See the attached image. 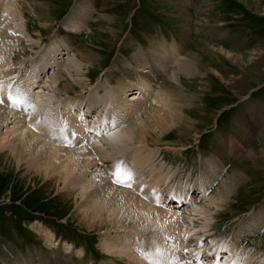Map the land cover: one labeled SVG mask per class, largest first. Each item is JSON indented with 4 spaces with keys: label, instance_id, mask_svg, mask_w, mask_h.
Returning a JSON list of instances; mask_svg holds the SVG:
<instances>
[{
    "label": "rangeland",
    "instance_id": "rangeland-1",
    "mask_svg": "<svg viewBox=\"0 0 264 264\" xmlns=\"http://www.w3.org/2000/svg\"><path fill=\"white\" fill-rule=\"evenodd\" d=\"M76 10L85 20L69 19ZM2 32L15 40L9 57L0 54V73L9 75L5 80L11 79L0 109L4 106L12 112L5 124L1 122L0 134L28 124L36 131V113L34 117L31 113L46 101L56 108L62 122L70 112L81 118L92 106L86 113L88 123L75 117L91 128L97 113L95 101L119 94L120 82L130 72L125 94H135L129 97L135 99L118 106L122 116H129L120 124H111V129L119 132L133 125L136 135L142 128L150 132L149 145L130 147L134 156L130 154L127 163L136 165L141 177L130 175L128 188L147 197L155 210L150 219L160 221L161 215L175 214L183 224L178 230L150 232L164 236L156 254L175 255L161 262L174 264L180 256L179 263L188 259V264H264V230L250 235L240 232L258 214L264 218V0H0L1 37ZM159 42L182 47L183 58L194 62V75L180 74L179 84L165 82L163 75L148 85L136 70L142 62L150 71L154 60L143 62L138 55L149 59V51ZM54 58L61 64L57 80L51 77ZM67 63L79 66L69 73ZM155 74L151 71L144 76ZM10 96H22L24 102L13 106ZM77 103L82 107L79 104L76 109ZM152 110L172 121L167 122L164 136L155 135ZM91 130L89 139L85 137L89 133L77 138L74 134L73 145L63 135L53 138L63 142L59 148L71 152L76 151V142L78 147L85 142L84 147L103 151L104 145L102 150L98 145L105 132ZM58 133L63 132L58 128ZM7 154H0V264H119L112 261L107 248H120L121 241L130 239L129 244L143 243V234L118 233L111 222L101 224L102 219L90 229L86 224L90 219L81 217L84 205L93 199L89 182L100 187L113 181L114 169L109 164L101 161L93 167L96 162L90 161L87 171L76 174L81 181L73 186L74 176L65 180L66 172L57 164L46 177L24 162L11 163ZM153 155L156 159L151 164ZM209 158L219 168L212 176L203 173ZM147 162L151 167H146ZM142 164L146 165L141 169ZM161 178L167 180L165 185L156 183ZM224 180L232 192L221 202L216 190ZM216 200L220 203L214 204ZM179 201L186 202L182 209L171 207L175 202L184 204ZM197 209L204 217L193 213ZM122 221L125 218L119 224ZM133 223L125 221L130 229ZM147 255L143 258L149 259ZM115 261L132 264L126 255Z\"/></svg>",
    "mask_w": 264,
    "mask_h": 264
},
{
    "label": "bare ground",
    "instance_id": "bare-ground-1",
    "mask_svg": "<svg viewBox=\"0 0 264 264\" xmlns=\"http://www.w3.org/2000/svg\"><path fill=\"white\" fill-rule=\"evenodd\" d=\"M82 15L83 14L79 13L78 10H76V11H73V14L69 19L70 20H73V19L74 20L75 19L76 20H85V17ZM6 28H7V26H6ZM0 38H2V40L4 41L0 44V54L2 56H8L9 57V55H10L9 52L11 51V47H12L11 44L13 43V41L15 39L8 36L6 33H3V36L2 37L0 36ZM168 45L165 42H159L158 44L154 45V47L151 48V51H149V54H150L149 59H146L147 58L146 55H144V56H143V54L138 55L139 56L138 58L141 57V60L143 62L146 60L148 62H150V60H152V59L154 60L153 66L151 64V66L149 67L150 71H147V66H145L148 64L144 63L143 65H141L142 64L141 61H140L141 63L138 64L139 66H137L138 70H136V73H138V75H141L142 78L144 77L143 79H145L147 84L150 86H152V84L158 82L162 78L163 75L166 76V79L165 80L163 79L165 82L172 83V81H173V82H176L178 84L180 83L179 82V75L180 74H184V76L185 75L186 76L194 75V66H195L194 62L192 60L190 61V59H187V60H189V61H187L186 59L183 58V55H181L182 47L175 46V44L169 45V46ZM221 51L226 53L223 49H221ZM227 55H228V53H227ZM55 56H58V55H55ZM168 58H173V60L167 61ZM56 59H58V57ZM56 59L54 58V63H53V66L55 65V68H53L52 72H51V77L53 76V79H55V80H57L58 75L61 74L58 72V69H59L58 65H61V64L58 63L57 62L58 60H56ZM154 65H156V66L154 67ZM77 66H79V65H77ZM77 66L75 64L74 65L72 64V66H71V64L67 63L66 67L68 69H65V70L70 73L73 71L72 68L73 67L76 68ZM140 68H142V69L140 70ZM170 70H171V72H170ZM151 71L156 73L153 78L148 77V76H144L146 73H149ZM8 76L9 75H7V76L5 75L4 71H1V73H0V101H2L1 104L4 102V100H1V96L4 93H7L8 90L6 89V87L9 86L10 82H11V79L5 80V79H7ZM126 77H128V78H126ZM131 77H132V73H130V72L124 76V78H123L124 81L120 82L121 92H118L119 94L115 95V93H114V95H112L110 98H107V100H105L104 98L101 99L100 100L101 102H99V103H98L99 99L97 98L98 100L95 101V103L98 104L95 107V108H97V110H96L97 113L93 117V120H92L93 122H92L91 128H88V126L85 127L84 125H82V122H80V120H78V122H77L76 118L77 117L80 118V117L79 116L76 117V114L74 112H73V114H72V112L68 113V118L65 116L66 120L65 121L63 120L64 122H62V120L59 119L60 116H59V113L57 112L56 108L51 107L50 102L46 101V102H43L42 104L38 105L39 106L38 110H35V111H33V113H31V115L33 117L35 116L34 114L36 113V118H37V130L36 131L34 129H32V125L28 126L29 125L28 124V125L22 126V127H19V126L18 127L17 126L12 127L11 126L12 128H10L8 131H5L4 135L0 134V154H3L4 152H8L9 154L6 155V158L11 163L13 162L15 164V162H17V163L20 161L24 162V164L28 165V167H30V168H31V166L33 168L36 167V170L43 173L46 177L51 175L52 171L54 172V166L57 164V165L64 168L66 175L63 178L65 180L68 179L69 175L74 176L70 180V183L73 186L78 185L81 181V179H80L81 177H78L76 174L80 173L81 171H83V172L87 171L89 169V167L87 168V166H89V165H87V163H89V164L92 163V162L90 163V161L96 162V164L92 165L93 167L97 166L98 162H101V161H103V163H105V164H109L110 166L113 167L114 174L116 173V171L119 167V171L121 173V175H120L121 183L117 184L115 182L116 181L115 175L112 176V178H113L112 182L106 181L104 183V185L100 184L101 185L100 187H98L97 182H92V183L89 182V184H91V186L93 188V191L91 192L90 198L91 199L93 198V199H92V201H90L84 205L86 209L83 212V214L81 215V217L83 219H86L85 221H87V219H90L91 223L89 221H87V223H86L88 228H90V229L95 226V223L97 222L96 220L101 221V219H102L101 224H104L105 221H107V222L109 221V222H111L112 225H114V227H116V229L115 228L114 229L117 230V232L119 230L123 231V233H125V231H128V232L134 231L133 233H135V235H142L143 234L144 239L145 238L147 239V242H144L143 241L144 239H143L142 240L143 243H139V240H138V242L136 241L137 243L135 242L134 244L133 243L129 244L130 240H131L130 239L131 237H130L129 238L130 240H127V241H124L122 239L123 241L120 242V244H122V246H120V248L118 246H112L110 248H107L106 250L109 254H111L110 256L114 257L113 258L114 260L111 259L112 261L121 264L119 261H115V258L116 257L122 258L124 255H126V258L128 257V260H130V262L132 264H164L163 260L169 259L172 256L175 257V255L171 254V252L170 253L168 252L169 255H167V256H166V254H163V253L161 256H159L160 254H156V252L158 251L157 245H160L163 243L164 236L158 235L159 233L155 234V232L157 233L158 231H162V230H164V228L167 230H170L171 228H174V229L176 228L178 230V228L179 227L181 228L183 226V224L181 226V224L178 222L177 216L175 214H171L168 216H162L161 215V217H164V218H161L163 221L162 220L158 221L159 220L158 218H157L158 220L157 219H155V220L150 219L149 215L152 214L153 211H155V210H153L154 208H152L153 207L152 205L147 203V201H146L147 197L140 195L139 191L134 192L133 191L134 189L128 188L129 187L128 186V184H129L128 179H129L130 175L132 176V175L138 173L136 177H141L139 175L140 173L137 171L139 168L136 165L135 166L134 165L129 166L127 163V161L130 160V154L132 155V152L130 151L131 150L130 147L136 143H138V145H142V144L149 145L147 136L150 135V132H147V130L142 128V129H140L141 131L139 134H137L138 135L137 136L136 135V128L133 127V125H127L125 127H122L121 131H119V132H113L111 129L114 126L113 123L119 122L118 124H120L123 120L127 119L129 116V115L128 116H126V115L122 116V114L118 111V106L120 107V104H123V103L126 105H129L127 103H129L135 99V98L129 99V97H131V96L134 97L135 94L134 95L129 94L128 96H126V94H125V93H127L126 91H129L128 90V88H129L128 83H129V80H131V79H129ZM159 87H161L162 90L165 89L164 85L159 86ZM165 92H166V90H165ZM37 93H40V91L39 92L37 91ZM21 95L23 97H25V94H21ZM122 95L126 96L125 100H124V98H122ZM163 97H164L163 107L167 110L169 107V104H168V102H166L165 96H163ZM171 101L173 102V100H171ZM179 103H181V102H179ZM179 103H177V104H179ZM79 104L77 103V105L75 106L76 109H79L80 106L82 107V104H80V106L77 107ZM2 107H4V106H2ZM2 107L0 109V124H1V122H4V124H5L7 122L6 118L8 116H10L12 114V112L7 111V109L5 107L4 108L6 110H4ZM91 107L89 106V109L87 108V111L84 110L83 111L84 115H82L80 118L81 120L83 119L85 121V123L89 122L86 120V118H88V117H86V113L91 109ZM171 108H173V107H171ZM177 108L179 109V107H177ZM181 110H183V109H181ZM99 111L102 112V114H99ZM153 111L154 110H152V117L155 120L153 122H155V126L157 129V131H156L157 133L155 135L158 138V136L159 137L164 136V132L168 126L167 122L171 121V120L170 119L165 120V118L163 119V117L161 118L159 115H157L156 111H154V112ZM131 113H132V110H131ZM176 113H177V111H176ZM139 114L137 113L136 116L139 117L138 116ZM92 115H93V113H92ZM13 116H11V117H13ZM17 119H20V118L17 117L15 121H17ZM136 119H138V118H136ZM145 119H146V116H145ZM15 121L9 122V123L12 124ZM31 122H32V120L30 121V123ZM134 122H136V120ZM18 123H20V122H18ZM146 123H148V122H146ZM111 124H113V126ZM171 126H172V123H171ZM58 128L63 133H58ZM100 128L105 132V137L101 140L102 141L101 145H98V148H101V150H102V147L104 145L103 151H100L97 149V147H92L91 145H90V147H84L83 144L85 142L80 143L79 144L80 147H78V143L76 142L77 145L76 144H74V145L77 146V149H76V151L74 150V152H71V151L67 150V148L66 149L65 148H63V149L59 148L58 145H61L63 142L55 141L53 138L54 134H57L58 137L60 135H63V138H65L66 140L68 139V141H70L72 144V143H75L74 134L76 135L75 137L77 138V135L81 136V135H84L86 133H89L88 136L87 135L85 136L87 139H89L91 136H89L90 132H88V131L90 129H92L91 131H96V133H98L101 130ZM145 128H147V127L145 126ZM53 129H55V130H53ZM149 130H150V128H149ZM56 131H57V133H56ZM111 131H112V133H111ZM91 133H93V132H91ZM109 133H111V134H109ZM90 142H92V140ZM95 142H97V140L96 141L94 140V142H93L94 144H92L93 146H95ZM50 143L53 144V146H50ZM60 147H62V145ZM33 152H34V155L31 157L30 153H33ZM250 153L253 154V152H250ZM132 156H134V155H132ZM154 159H156L155 155H153L151 157V159H149V160H151L150 161L151 164L154 161ZM149 160H148V162H149ZM148 162L146 163L147 165L142 164V166H139V167L141 169L145 167L144 165H146V167H151L150 166L151 164L149 165ZM217 164L218 163H216L213 158L206 159L204 162V167H203L204 175L206 174V175L212 176V174H214L216 171H218L219 168H218ZM159 174L161 176L163 175L162 177H164V178L166 177L165 174H163L160 170H159ZM149 176L152 177V175L150 173H149ZM216 176L217 175H214V177H216ZM164 178L157 180L156 183H160L161 185H165L167 180H163ZM103 181H105V178H103L102 182ZM159 181H161V182H159ZM212 181H213V183H211V184L214 185V181H216V180L213 179ZM98 183H100V182H98ZM229 188L230 187H228L225 180H224V182L221 181L219 187L216 190L217 194L219 195L218 198H220L221 202H222V200H224L226 198V196H228L230 194L231 190ZM220 200H216L214 204L220 203ZM171 207H173V208L177 207L178 208L179 205H175V206H171ZM187 208L188 207H185V209H187ZM198 212L201 214L202 217H204L205 214H203L204 212L201 211L200 209L193 211V213H198ZM190 213H192V212H190ZM103 214H104V216H102ZM260 215L261 214H258L256 217L252 218L251 222H249L248 225L241 226L240 232L247 234V235H250V234H253L256 232L258 233L261 230H264L263 229L264 228V218L262 219V217ZM159 217H160V215H159ZM104 218H106V219H104ZM124 218H125V221H126V219H128V220L131 219V222L132 221L134 222L133 223L134 226L131 229L129 228L128 225L125 224V221H122L121 224H119V221L121 219L124 220ZM164 219H165V221H164ZM116 220L118 222H116ZM118 224H119V226H118ZM121 231L118 233H122ZM153 231H155V232L153 234H150V232L152 233ZM128 235H129V233H128ZM139 237L140 236H138L137 238H139ZM234 243L232 245V248L235 247ZM130 246L132 247V249ZM128 248L130 251L128 250ZM128 251L130 253H128ZM232 252H233V250H230L229 253L232 255ZM146 254H148L150 256L149 259L147 257H144V258H147L148 260H146V259L144 260V258H143V255H146ZM170 254L172 256H170ZM177 257H180V256H176V261L174 260L176 263H174V264H188V259H186V261H184L182 263H179L178 260L180 258L177 259ZM225 257L228 259L229 256H225ZM181 258H182V256H181ZM189 258H190V256H189ZM183 259H185V258H183ZM161 260L163 262H161ZM193 260L194 259H192V261ZM196 260H197V258H196Z\"/></svg>",
    "mask_w": 264,
    "mask_h": 264
},
{
    "label": "snow or ice",
    "instance_id": "snow-or-ice-1",
    "mask_svg": "<svg viewBox=\"0 0 264 264\" xmlns=\"http://www.w3.org/2000/svg\"><path fill=\"white\" fill-rule=\"evenodd\" d=\"M9 100H10V103H11L13 106H15V105H17V104H21V103L24 102L22 96H20V97H18V98H16V99H13V98L10 96V97H9ZM0 102H2V101H0ZM120 175H121V173H120V171H119V167H118V169H117V171H116V173H115V176H116V181H115V182H116L117 184L121 183ZM129 178H130V177H129Z\"/></svg>",
    "mask_w": 264,
    "mask_h": 264
}]
</instances>
